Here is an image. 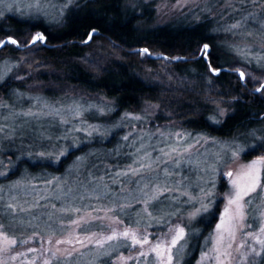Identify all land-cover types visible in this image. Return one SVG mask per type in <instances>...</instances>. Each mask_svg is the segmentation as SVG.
I'll return each instance as SVG.
<instances>
[{
    "label": "rangeland",
    "instance_id": "rangeland-1",
    "mask_svg": "<svg viewBox=\"0 0 264 264\" xmlns=\"http://www.w3.org/2000/svg\"><path fill=\"white\" fill-rule=\"evenodd\" d=\"M65 1L0 0V9L46 11ZM233 1L216 0L207 7L206 0H156L154 5L164 21L197 5L212 12ZM259 5L251 0L238 22L243 54L258 61L264 46ZM7 70L8 64L2 63L0 74ZM21 95L28 102L24 108H7L0 101V141L12 138L20 145L22 137L53 136L58 143L47 148V156L54 154L49 159L55 161L92 136L107 137L121 124L125 162L98 175L89 168L78 177L22 174L0 182V264H181L189 246L187 224L212 209L220 177L226 179L223 204L202 235L192 264H264V163L257 166L260 180L254 190L229 203L236 198L233 180L247 188L248 166L264 161V154L242 155L259 142L256 131H249L257 137L254 142L170 123L152 126L141 121L129 127L138 115L132 113L123 115L125 122L104 126L83 116L96 106L92 101L72 95ZM29 155L23 156L33 160ZM76 160L68 172L84 167L83 157ZM11 168L0 156V176ZM180 229L183 236L172 244ZM200 232L191 228V237Z\"/></svg>",
    "mask_w": 264,
    "mask_h": 264
},
{
    "label": "trees",
    "instance_id": "trees-1",
    "mask_svg": "<svg viewBox=\"0 0 264 264\" xmlns=\"http://www.w3.org/2000/svg\"><path fill=\"white\" fill-rule=\"evenodd\" d=\"M215 1L205 4L210 7ZM240 1L212 12L197 5L164 21L157 15L156 0H67L46 11L2 8L0 42L13 36L17 43L0 46V66L7 63L9 69L0 74V101L16 109L28 106L23 93L49 99L72 95L92 101L96 106L83 116L104 126L125 122L123 115L132 113L138 115L129 127L170 123L254 142L257 137L249 131H256L259 142L242 155L264 154V86L257 89L264 79V46L260 61L243 54L238 22L251 0ZM256 2L264 19V0ZM36 33L44 40L30 42ZM123 128L119 124L107 137L92 136L55 161L49 159L54 154L47 156V148L58 143L53 136L22 137L20 145L2 139L0 156L12 168L0 182L22 174L78 177L89 168L98 175L108 166H119L125 162ZM79 157L86 161L84 167L68 172ZM225 186L226 179L220 177L212 209L187 224L189 246L181 264L194 262L202 235L221 209ZM191 228L200 234L191 237Z\"/></svg>",
    "mask_w": 264,
    "mask_h": 264
},
{
    "label": "snow or ice",
    "instance_id": "snow-or-ice-1",
    "mask_svg": "<svg viewBox=\"0 0 264 264\" xmlns=\"http://www.w3.org/2000/svg\"><path fill=\"white\" fill-rule=\"evenodd\" d=\"M12 42L15 43V41H12ZM261 163H264V161H260V160L253 161L252 164L248 166L247 171L244 173V177H246L250 181V184L247 188L241 187L239 183V179L233 180V185L234 187L237 188V192L235 193L236 198L234 200L229 201L230 204L237 203V201L241 198V193L246 194L247 191L254 190L255 186L259 183V180H260L259 169L257 166L260 165ZM228 175L231 176L232 173H229ZM124 235H127V233H124ZM182 236H183V229H180L179 232L177 233L176 238L172 240V244H175L176 240L180 239ZM111 238L112 237H110V239ZM146 242L147 241H145V243Z\"/></svg>",
    "mask_w": 264,
    "mask_h": 264
},
{
    "label": "water",
    "instance_id": "water-1",
    "mask_svg": "<svg viewBox=\"0 0 264 264\" xmlns=\"http://www.w3.org/2000/svg\"><path fill=\"white\" fill-rule=\"evenodd\" d=\"M95 30H96V29H92L91 31H95ZM37 38H41L42 40H44L45 37H44V35H42V34H41V35H38V36H33V38L30 40V42L34 41V40L37 39ZM5 40L15 41V43H17V40H16L13 36H6V37H4L3 40L0 42V46L3 45V43H4ZM30 42H29V43H30ZM203 47H204L205 51L208 50V45H207V44H204ZM143 49H144V50H147L146 48H143ZM202 54H203V57H205V52H203ZM160 55L162 56L163 54H160ZM217 71H219V68H218V69H215V70H214V69L212 70V72H217ZM238 73H239V75H240L241 80H243V79H244V73H243V71H242L241 69H239V70H238ZM241 74H243V75H241ZM262 84H264V81L261 83V85H262ZM261 85H260V86H261ZM260 86H259L257 89H259Z\"/></svg>",
    "mask_w": 264,
    "mask_h": 264
}]
</instances>
